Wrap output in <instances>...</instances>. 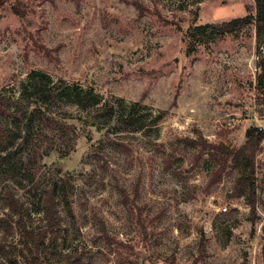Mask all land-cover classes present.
I'll return each instance as SVG.
<instances>
[{
    "label": "rangeland",
    "instance_id": "374dc122",
    "mask_svg": "<svg viewBox=\"0 0 264 264\" xmlns=\"http://www.w3.org/2000/svg\"><path fill=\"white\" fill-rule=\"evenodd\" d=\"M249 13L255 0H0V94L18 100L49 79L98 100L82 108L64 95L53 109L65 131L30 106L22 154L0 162V192L13 170L34 232L46 226L48 177L58 183L63 230L47 236L45 264H264V141L253 171L230 158L214 185L219 159L186 141L238 150L250 127L264 129L255 27L189 52L193 27ZM106 105L109 116L96 114ZM49 145L35 167L33 149ZM242 176L255 184L254 208L249 190L232 196ZM116 185L139 197L124 204ZM9 240L0 264H28L19 231Z\"/></svg>",
    "mask_w": 264,
    "mask_h": 264
},
{
    "label": "trees",
    "instance_id": "16d2710c",
    "mask_svg": "<svg viewBox=\"0 0 264 264\" xmlns=\"http://www.w3.org/2000/svg\"><path fill=\"white\" fill-rule=\"evenodd\" d=\"M135 5L141 11L145 10L142 4L135 3ZM252 26L255 27L257 41L264 46V0H255V13H249L244 17L222 23L199 25L190 29L188 36L193 40V43L189 52L196 51V46L199 44L214 43L228 35L238 34ZM259 66L261 72L258 76L256 89L264 98V53L261 55ZM43 78L46 77L43 76ZM47 80L48 84L46 89L35 93L36 95H29L26 91L22 98L13 100L11 97L0 94V116L2 117V120H0V162L11 160L19 154H22L26 143L22 124H25L29 118L30 106L38 107L33 117L36 116L39 122L47 129L65 131L67 130V123L58 118V111L53 109L62 107L61 103L63 102L64 95L71 97L72 93H74L75 99L72 101V105H77L82 108L97 104L98 100L92 97L91 91L84 92L67 87L58 92L60 84L55 83L52 85L49 79ZM103 107L98 108L96 114H106V116H109V105H106L105 108ZM65 114H69L72 118L71 111L68 110ZM20 141L21 144L19 143ZM186 141L191 145L199 146L201 153L208 149L213 150L212 156L219 159L220 167L213 172L210 180L211 185H214L222 179L230 158L235 162L243 163L245 168L249 167L252 171L254 170L256 152L260 149V145L264 141V129L250 127L247 132L246 143L238 150L230 149L224 144H209L204 140L195 141L193 139H186ZM52 150L51 145L46 147L45 153L40 149H33L32 160L35 167H39L43 155L49 154ZM199 155L196 156L198 160L200 158ZM96 156L101 164L103 160L102 155L96 153ZM101 167L104 166L101 164ZM2 175L8 180V183L2 187L0 200L4 205V209H7L8 212L4 214V217H0V228L4 230V234L0 236V255H9V238L14 234V230L16 229L24 240L28 264H45L41 260L40 252L45 246L47 236L51 235L57 238L63 230L58 200V183L54 177H48L41 197V212L43 213L44 221H46V226L39 232H34L29 230L27 225V220H31L30 209L26 205L27 202L19 196L18 189L14 186L17 183L15 172L13 170H4ZM116 190L126 205L134 202L139 197L138 186L134 190L132 199L124 187L116 185ZM245 190H249V198L252 197L251 203L254 208L255 184L252 182L251 177H240L237 180L236 191L232 196L240 197L244 194ZM16 217L18 218L16 219ZM101 229L103 231L102 238L107 242L110 241L111 239L105 232V225L103 223H101ZM69 258H72V256H69ZM78 263L79 261H75L73 264Z\"/></svg>",
    "mask_w": 264,
    "mask_h": 264
},
{
    "label": "built area",
    "instance_id": "2783aa9c",
    "mask_svg": "<svg viewBox=\"0 0 264 264\" xmlns=\"http://www.w3.org/2000/svg\"><path fill=\"white\" fill-rule=\"evenodd\" d=\"M227 209H224V211H226Z\"/></svg>",
    "mask_w": 264,
    "mask_h": 264
}]
</instances>
